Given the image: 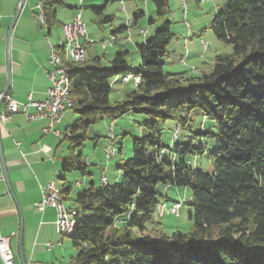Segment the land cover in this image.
Here are the masks:
<instances>
[{
	"label": "trees",
	"instance_id": "trees-1",
	"mask_svg": "<svg viewBox=\"0 0 264 264\" xmlns=\"http://www.w3.org/2000/svg\"><path fill=\"white\" fill-rule=\"evenodd\" d=\"M123 1L136 0H106L91 10L99 15L107 3ZM150 1L164 28L137 45V67L128 69L129 51L118 52L107 68L98 60L67 63L70 109L77 118L61 132L60 142L76 149L87 139L90 127L104 119L113 122L127 113L147 117L140 126L146 134L132 137L131 157L116 166L122 184L98 192L90 183L88 189L78 191L74 207H66L75 210L67 236L76 252L71 264H264V0H226L210 30L231 52L217 54L209 72L191 78L165 74L174 38L169 0ZM39 2L41 25L49 32L55 27L56 8L65 3ZM143 17L144 12L136 10L117 32L136 26ZM108 20L104 17L102 22ZM56 47L60 49L59 44ZM127 76L138 78V83L133 82L135 87L123 99L110 103L112 81L122 82ZM185 108L199 109L215 123L216 131L208 128L196 134L218 144L212 173L188 165L187 156L204 155L203 147L193 144L194 137L178 143L173 151L161 142L169 121L178 130L174 139L180 128L189 130L188 116H181ZM111 136L109 146L114 148V133ZM115 151L116 155L121 150ZM88 167L78 154L68 157L61 170L85 176ZM159 186L191 191L189 231L167 234L155 228L157 210L161 213L159 208L167 207L166 212L179 203L161 201ZM58 193L64 201L72 190Z\"/></svg>",
	"mask_w": 264,
	"mask_h": 264
},
{
	"label": "crops",
	"instance_id": "crops-1",
	"mask_svg": "<svg viewBox=\"0 0 264 264\" xmlns=\"http://www.w3.org/2000/svg\"><path fill=\"white\" fill-rule=\"evenodd\" d=\"M19 1L0 0V100L5 90H7V94L16 101L24 102L30 96L33 101L41 102L46 99V92L50 86L47 77L49 50L46 39L53 44L52 38L55 42L53 45H58L62 39V25L71 22L75 15L78 17L83 15L81 10L85 9V0H76L77 3L74 0L70 3L64 0L65 6L57 7L55 10V21L53 22L55 27L49 32L41 25L37 0L24 1L9 41L11 65L10 84L7 87L8 73L5 63L7 34ZM95 1L93 0V2ZM103 1L105 3L106 0ZM108 4L105 5L103 11ZM145 4L147 9H150L148 0L147 3L145 1ZM122 7L123 9H121L120 3H117L116 7L112 8L111 14H104L102 11L101 14L96 15L91 10L93 14L89 17L91 25L96 26L101 34H98L97 30L93 28L88 29L85 25L87 39L92 42V45H87L85 39H81V44L84 45L85 49V61L90 63L98 60L102 66L101 62L104 60L109 66L118 52L128 51L133 47L132 45L137 48V45L148 39V35L152 36L153 33L146 32L142 28L135 33L133 28H130V32L125 29L117 32V29L124 28L127 22L131 21V15L140 9L136 2L130 6H126L122 2ZM114 10L123 15L125 25L122 27L114 25V21L117 19L116 15L113 14ZM61 15L62 21L60 19ZM104 17H110V20L102 22ZM104 24H108V27H103ZM111 38L114 39L113 45H106L105 43L110 42ZM102 44H105L104 49L101 46ZM96 49L98 52H94ZM89 51H92L91 54ZM109 51L110 53H108ZM99 52L100 56L98 55ZM202 71L200 69L199 72ZM132 80L120 81L124 84L122 88L124 89L125 85ZM135 84H133V88ZM130 90L132 91V89ZM130 90H122L121 95L124 97L131 92ZM2 106L1 103L0 112ZM63 119L61 118L60 122L54 126L60 133L63 131L60 128ZM114 123L117 126L118 122ZM46 125L47 121L45 119L29 122L21 114H13L5 122L0 121V146L12 191L11 195L5 183L0 164V237L8 240L15 264H71L76 253L74 248L69 246L71 245L70 239L68 238L69 244H66L64 238H61L57 233L55 208L49 206L41 211L35 208V204L41 198V190L47 184H52L59 192L62 189L71 188L66 182L67 174H64L61 170L65 162L64 157L58 156V142L61 136L57 138L52 134L43 135L41 129ZM111 132L114 133L113 129H111ZM16 143H18V146ZM105 171L106 168L103 167L101 176H106ZM63 178L64 180H62ZM110 178L113 179V183L118 184L122 180V173L118 171L114 177ZM110 178H107L108 185L111 184ZM58 179L62 180L61 183L57 182ZM78 183L76 182L77 186ZM72 193L66 199L69 202L67 207H74L75 197H72ZM59 242L61 245H58ZM48 243L55 246L48 249L46 246ZM0 264H2L1 259Z\"/></svg>",
	"mask_w": 264,
	"mask_h": 264
},
{
	"label": "rangeland",
	"instance_id": "rangeland-1",
	"mask_svg": "<svg viewBox=\"0 0 264 264\" xmlns=\"http://www.w3.org/2000/svg\"><path fill=\"white\" fill-rule=\"evenodd\" d=\"M67 1L70 3L72 0ZM145 1L147 3V0L123 1L126 6H130L136 2V4H138L140 7L139 10L145 13V16L138 21V24L132 27L134 33L138 32L139 29L142 28L146 32L152 34L155 31L164 28L163 22L155 15V9L151 1L148 0V6H150V9H147ZM37 2L39 4L38 0ZM74 2L77 3L76 0H74ZM184 2L185 7L183 8L180 4L181 0H169V6L171 10L169 21L172 24L171 32L173 33L174 38L168 47L169 59L165 64L164 72L167 76L174 78H191L200 76L202 72H209L213 64L214 57L217 54H229L231 52V47L217 41L210 30L212 20L222 11L226 4V0H184ZM103 4V0H99L98 2L97 0L95 2H93V0H85V9L83 11L81 10V14H83L81 15L82 18H80L81 21L87 26L88 29L93 28L97 30L98 34H101L100 31H98L96 26L91 25L89 20V17L93 16L90 7L93 5L101 6ZM116 4L117 2L114 4L109 2L107 8L103 11L104 14H111L112 8H115ZM184 10L186 11V18H184L182 14ZM78 12H80V10H78ZM113 14H115L117 18L114 21V25L116 27H122L125 25L122 13L118 11L115 12L114 10ZM60 19L62 21V15L60 16ZM130 19L132 20V18ZM149 19L152 20V23L149 22ZM103 27H108V24H104ZM147 38H150V36L148 35ZM51 41L53 44H55L54 39L51 38ZM105 44L109 45V41ZM132 46L133 47L128 50L130 54L126 58L128 69L130 71L138 65L139 59L136 47L134 45ZM91 52L92 51H89L90 54ZM94 52H98V50L96 49ZM108 53H110V51ZM98 55L100 56V52ZM101 63L102 67H109L107 62L104 60H102ZM200 69L203 70L201 73L199 72ZM132 81L126 84L124 89L122 88L124 84L121 83L120 80L115 82L113 81L111 83L112 89L109 95V102L114 103L123 99L124 97L121 95L122 90H133L134 83ZM181 116H188L190 120L188 124L189 130L180 128L177 138L174 139V137H176L174 133L175 124L174 122L169 121L163 127L161 142L168 146L171 151H173L178 143L191 141V137H194L193 144L196 147H200L201 145L204 149V155L200 157L187 156L186 161L193 170H201L206 173H212L213 165L217 161L216 153L218 144L214 138L206 139L205 137L196 136V134L204 133L208 128H210L212 131H216L217 128L215 123L208 118H204L202 112L199 109L188 110L185 108ZM62 118L64 119L60 128L64 131L66 128L73 125L77 115L74 110L67 109L62 114ZM146 119L147 117L144 114L127 113L118 117L114 121L118 122L117 126L114 122H112L111 125V121L109 119H104L90 127L86 135L87 139L80 147L76 149L70 147L69 143L66 141H57L59 143L58 156L64 157V160H66L68 157L81 154L84 160H86V162L89 161L88 164L91 165L87 168L88 174L85 176H81L78 172L67 174L66 182L67 185H70L72 188V197H76L78 191L82 189H88L91 182L94 183L95 190L98 192H103L107 187H112L115 185V183H113V179L110 177H114L118 173V170L116 169L118 164L123 163L131 157L132 137H143L146 134L145 131L140 130L141 124ZM203 126H205V129ZM111 129H113L115 137L114 148L117 150V152L119 149L121 151L120 153L118 152L110 161H106L102 152L104 148H107L108 145H110V140L112 137L110 131ZM103 167L106 168V177H109L111 180V184L106 187L100 182V176ZM61 178L62 177L60 176V179ZM61 181L62 180L59 179L57 180L58 183H61ZM76 182H79L80 184L77 186ZM121 184L122 180L120 181L119 185ZM158 191L162 196L160 198L161 201H165L164 199L168 198L170 203L176 201L179 202L182 207L179 210L178 216L166 214L165 210L167 207L161 209V213L157 210V225H155V228L162 230L167 234H171L175 231H180L183 233L189 231L192 226V222L189 220V217L193 214V200L191 191L188 188L183 187L164 189L162 186L158 187ZM63 203L66 207L69 204V202L66 200H64ZM132 217H134V214ZM64 240L66 241V244H69L68 238L64 237ZM70 248L72 250V247Z\"/></svg>",
	"mask_w": 264,
	"mask_h": 264
},
{
	"label": "built area",
	"instance_id": "built-area-1",
	"mask_svg": "<svg viewBox=\"0 0 264 264\" xmlns=\"http://www.w3.org/2000/svg\"><path fill=\"white\" fill-rule=\"evenodd\" d=\"M181 6L185 7L184 0L180 3ZM186 12L185 10L183 13ZM75 22V29L77 30L78 36H84L85 41H88L90 45L92 42L87 39L86 31H82L80 27V19H77L76 15L73 17ZM66 29V24H64ZM130 32V29L127 30ZM141 34V33H140ZM67 47L70 46L66 41ZM48 47V46H47ZM75 53L80 54L76 47ZM81 55V54H80ZM85 61H83L84 63ZM49 69L47 70V77L50 82V86L46 92V99L41 102H36L31 99L30 96L27 97L26 101L20 102L14 100L11 96L6 94L5 96H1L2 100V110L0 112V121L5 122L10 115L13 114H21L25 117V119L29 122H34L38 120L45 119L47 121V125L41 129V133L43 135L52 134L53 136L59 138L61 133L54 128L56 124H58L62 118V114L67 110L64 102L62 101V92L58 79V67H51V60L48 59ZM127 82V79H126ZM18 146V143H16ZM104 158L109 161L111 158V153H105L103 150ZM107 184V178L105 177V184ZM79 185V184H78ZM54 202H56V194L55 191H52L51 184H47L41 190V198L39 202L35 204V208L38 211L43 210L45 207L54 208ZM176 211H178V205L175 203L168 208V214L176 215ZM55 226L56 220H55ZM48 249L53 248L55 245L52 243H48ZM0 259L2 264H15L13 252L9 246L8 240L0 237Z\"/></svg>",
	"mask_w": 264,
	"mask_h": 264
},
{
	"label": "bare ground",
	"instance_id": "bare-ground-1",
	"mask_svg": "<svg viewBox=\"0 0 264 264\" xmlns=\"http://www.w3.org/2000/svg\"><path fill=\"white\" fill-rule=\"evenodd\" d=\"M183 0H181L182 2ZM40 2L38 4V9H40ZM121 9H123L121 5ZM40 13V19L43 21L42 18V11H39ZM183 17L186 18V12H182ZM77 19H80V17L76 16ZM129 24V22H128ZM80 27L82 31H86L85 24L80 19ZM62 32H63V39L59 41L60 49L56 46L52 45V43L46 39V43L49 50V59L51 60V67H58V79L61 87L62 92V101L65 104V107L67 109H70L73 107V102L69 96L70 92V80L68 78V64L71 63L74 65H80L85 61V49L84 45L81 44V39L84 38V36H78L77 30L75 29V22L74 20H71V22L66 24V29L64 25L62 26ZM67 43L70 44V46L74 47H67ZM114 39L111 38L109 45H113ZM87 45H90L88 41H85ZM75 47L77 51L81 54L75 53ZM102 48H105V44H102ZM131 80L130 76L124 77L122 79V82H126ZM135 83H138V78H133ZM178 130L176 129L175 135H177ZM112 145V144H111ZM105 153H111V158L115 155L116 151L112 146H108L104 149ZM101 182L105 183V176L101 177ZM52 186V191H55L56 194V202H54V208L56 210V225H57V233L61 238L67 237L72 232V219L75 215V210L71 211L68 210L64 203L61 195L58 193V191ZM175 205H178V211H176V215H178L179 209L181 205L179 203H175ZM164 207V206H163ZM162 208L160 207L159 210ZM168 212V210L166 211ZM58 245H61L59 242Z\"/></svg>",
	"mask_w": 264,
	"mask_h": 264
},
{
	"label": "water",
	"instance_id": "water-1",
	"mask_svg": "<svg viewBox=\"0 0 264 264\" xmlns=\"http://www.w3.org/2000/svg\"><path fill=\"white\" fill-rule=\"evenodd\" d=\"M24 1L25 0L19 1L18 7H17V9H16V11L12 17V20H11V23L9 26V30H8V34H7V46H6V53H5L6 70L8 73L7 87L10 84V65H11L10 55H9V41H10L12 29L14 27V24H15L17 18H18V15H19L22 7H23ZM6 94H7V90H5V92L3 93V96H5ZM1 103H2V100H0V105H1ZM0 164H1L2 174L4 177L5 183L7 185L8 191L12 195V191H11V188H10V185L8 182V178H7V174H6L5 163H4L3 156H2L1 146H0Z\"/></svg>",
	"mask_w": 264,
	"mask_h": 264
}]
</instances>
